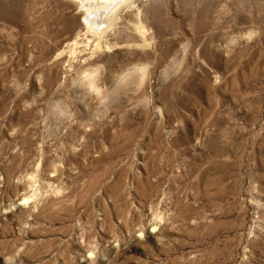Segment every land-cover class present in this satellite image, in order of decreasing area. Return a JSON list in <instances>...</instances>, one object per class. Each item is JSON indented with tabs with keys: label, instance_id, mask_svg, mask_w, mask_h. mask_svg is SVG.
Segmentation results:
<instances>
[{
	"label": "rangeland",
	"instance_id": "374dc122",
	"mask_svg": "<svg viewBox=\"0 0 264 264\" xmlns=\"http://www.w3.org/2000/svg\"><path fill=\"white\" fill-rule=\"evenodd\" d=\"M85 1L0 0V264H264V0Z\"/></svg>",
	"mask_w": 264,
	"mask_h": 264
},
{
	"label": "bare ground",
	"instance_id": "6f19581e",
	"mask_svg": "<svg viewBox=\"0 0 264 264\" xmlns=\"http://www.w3.org/2000/svg\"><path fill=\"white\" fill-rule=\"evenodd\" d=\"M81 2V0H79ZM103 1L105 0H88L85 1V3H87L88 5H90L89 7H91V10H94L93 12L96 13L100 16L103 15L101 18H98L97 16V23L99 25L100 30L101 27L100 26H104L105 28L108 27L110 25V21H111V14L113 13L114 9L117 7V5L123 3V2H127L129 0H112L110 3L109 8H106L104 13H101L102 9L104 6L103 5ZM108 1V0H107ZM84 9H87L88 7L84 6ZM95 17V16H93ZM104 30V29H103Z\"/></svg>",
	"mask_w": 264,
	"mask_h": 264
}]
</instances>
